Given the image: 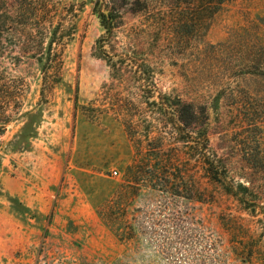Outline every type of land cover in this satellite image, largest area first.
<instances>
[{"label":"rangeland","instance_id":"1","mask_svg":"<svg viewBox=\"0 0 264 264\" xmlns=\"http://www.w3.org/2000/svg\"><path fill=\"white\" fill-rule=\"evenodd\" d=\"M63 1L76 28L58 74L44 82L27 57L10 71L25 90L0 125V264H264V158L251 166L264 157V0L227 1L199 32L182 26L173 0L136 11L132 0ZM103 13L114 18L107 50L119 72L94 54ZM150 92L205 113L208 145L249 188L247 205L208 182L191 154L175 181L204 200L151 186L135 166L155 165L165 126ZM133 113L148 122L128 133Z\"/></svg>","mask_w":264,"mask_h":264},{"label":"trees","instance_id":"2","mask_svg":"<svg viewBox=\"0 0 264 264\" xmlns=\"http://www.w3.org/2000/svg\"><path fill=\"white\" fill-rule=\"evenodd\" d=\"M173 1L180 5V8L183 7L184 19H188L181 23L182 26L188 24L194 32H199L230 0ZM130 7L135 11L145 10L147 3L144 0H132ZM75 18V5L63 0H0V125L3 126L14 119L22 106L24 84L19 85L16 77L10 73L11 68L16 67L27 57L36 59L42 65L44 82L51 73L58 74L62 65L63 49L75 32ZM101 22L105 32L96 40L94 54L119 72L117 58L114 59L113 54L107 50L114 42V18L103 13ZM58 79L59 76L54 82ZM148 82L149 80L143 88H146ZM151 94L150 92L146 95L145 100L148 104L157 106L152 114L162 115L159 122L165 123V126L157 135L159 145L152 150L155 165L151 166L148 160H141L135 164L140 172L148 173L151 186L166 188L163 191L173 195L204 200L197 186L189 193H183L175 181V172H182L181 154H191L197 167L201 169L202 176L208 182L218 185L223 192L242 205H247L250 199L242 192H249V188L230 180L224 160L208 145L203 120L205 113L202 112L200 116L192 103L179 98L159 93L155 99ZM135 115L137 113H133L132 117ZM137 116L136 120L131 117L125 121L128 133L147 121V118L139 119L140 113ZM263 158V155L256 157L251 166L259 167ZM181 174L186 175L187 172ZM248 208L249 206L246 210L254 212V209Z\"/></svg>","mask_w":264,"mask_h":264},{"label":"built area","instance_id":"3","mask_svg":"<svg viewBox=\"0 0 264 264\" xmlns=\"http://www.w3.org/2000/svg\"><path fill=\"white\" fill-rule=\"evenodd\" d=\"M0 161H1V147H0ZM116 172H114V174H115Z\"/></svg>","mask_w":264,"mask_h":264}]
</instances>
